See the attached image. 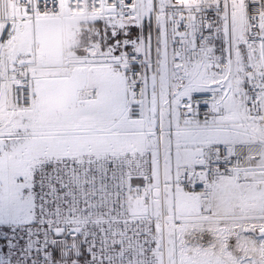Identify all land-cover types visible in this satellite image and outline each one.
<instances>
[{"label":"snow or ice","instance_id":"6c2138e0","mask_svg":"<svg viewBox=\"0 0 264 264\" xmlns=\"http://www.w3.org/2000/svg\"><path fill=\"white\" fill-rule=\"evenodd\" d=\"M0 264H264V0H0Z\"/></svg>","mask_w":264,"mask_h":264}]
</instances>
